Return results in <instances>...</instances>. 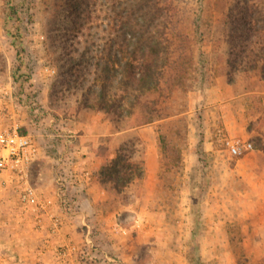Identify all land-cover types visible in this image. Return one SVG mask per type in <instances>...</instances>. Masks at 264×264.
<instances>
[{
	"label": "rangeland",
	"instance_id": "rangeland-1",
	"mask_svg": "<svg viewBox=\"0 0 264 264\" xmlns=\"http://www.w3.org/2000/svg\"><path fill=\"white\" fill-rule=\"evenodd\" d=\"M169 1L178 11L173 83L186 77L187 85L172 100L164 83L129 118L114 121L99 112L96 126L109 133L93 148L102 158L94 177L98 182L120 147L143 167L142 178L119 192L99 184L119 196L115 224L124 227L127 253L142 264H264V78L227 68L229 52L249 55L243 14L259 18L264 0ZM68 12L65 0H0V88L10 87L15 113L0 128L16 123L24 135L72 132L63 131L67 119L89 123L96 113L62 83ZM154 116L165 119L147 122ZM224 138L248 141L252 150L233 157ZM112 203L120 209L118 200Z\"/></svg>",
	"mask_w": 264,
	"mask_h": 264
},
{
	"label": "trees",
	"instance_id": "trees-1",
	"mask_svg": "<svg viewBox=\"0 0 264 264\" xmlns=\"http://www.w3.org/2000/svg\"><path fill=\"white\" fill-rule=\"evenodd\" d=\"M8 4L13 12L14 3ZM65 4L69 10L65 18L71 22L64 37L58 36L64 59L60 75L67 89L80 93L84 109L119 121L131 117L142 99L161 92L164 83L170 86L167 93L172 100L174 94L184 92L186 77L177 85L173 83L178 58L172 59L171 35L176 33L178 11L169 0H65ZM243 15L246 20L242 24L252 38L247 41L251 56L229 52L227 68L229 73L257 71L262 79L264 37L254 35L264 30V14L257 18L245 10ZM234 42L239 43L236 38ZM259 63L262 66L258 67ZM162 118L154 116L147 122ZM143 174V167L133 161V152L120 147L100 168L97 180L102 187L119 192Z\"/></svg>",
	"mask_w": 264,
	"mask_h": 264
},
{
	"label": "crops",
	"instance_id": "crops-1",
	"mask_svg": "<svg viewBox=\"0 0 264 264\" xmlns=\"http://www.w3.org/2000/svg\"><path fill=\"white\" fill-rule=\"evenodd\" d=\"M0 93V122L9 121L10 87ZM90 114L89 123L67 119L63 131L72 132H27L37 148L28 181L44 202L39 216L22 207L20 181L0 173V264H142L127 253L124 227L115 224L119 196L102 191L94 177L102 158L93 148L109 132L97 128L99 112ZM114 199L118 210L110 208Z\"/></svg>",
	"mask_w": 264,
	"mask_h": 264
},
{
	"label": "built area",
	"instance_id": "built-area-1",
	"mask_svg": "<svg viewBox=\"0 0 264 264\" xmlns=\"http://www.w3.org/2000/svg\"><path fill=\"white\" fill-rule=\"evenodd\" d=\"M222 144L233 157L252 150L248 141L224 138ZM37 156V148L29 135L20 134L18 125L0 128V173L10 174L20 181L19 200L22 207L35 216L44 210V202L40 194L28 181V166ZM124 233V230H121Z\"/></svg>",
	"mask_w": 264,
	"mask_h": 264
}]
</instances>
